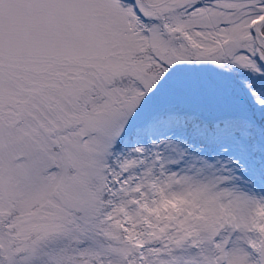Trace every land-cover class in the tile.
Segmentation results:
<instances>
[{
	"label": "snow or ice",
	"instance_id": "snow-or-ice-1",
	"mask_svg": "<svg viewBox=\"0 0 264 264\" xmlns=\"http://www.w3.org/2000/svg\"><path fill=\"white\" fill-rule=\"evenodd\" d=\"M0 264H264V0H0Z\"/></svg>",
	"mask_w": 264,
	"mask_h": 264
}]
</instances>
